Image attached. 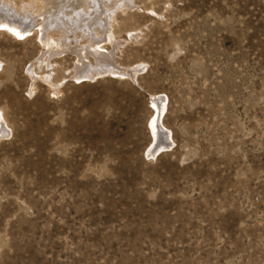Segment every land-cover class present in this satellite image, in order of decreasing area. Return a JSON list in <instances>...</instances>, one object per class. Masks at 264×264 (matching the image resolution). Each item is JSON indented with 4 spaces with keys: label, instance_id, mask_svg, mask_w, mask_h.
Returning <instances> with one entry per match:
<instances>
[{
    "label": "rangeland",
    "instance_id": "374dc122",
    "mask_svg": "<svg viewBox=\"0 0 264 264\" xmlns=\"http://www.w3.org/2000/svg\"><path fill=\"white\" fill-rule=\"evenodd\" d=\"M27 3L0 0L34 25L0 27V264H264V0L76 6L52 68ZM91 39L123 74L74 77Z\"/></svg>",
    "mask_w": 264,
    "mask_h": 264
},
{
    "label": "bare ground",
    "instance_id": "6f19581e",
    "mask_svg": "<svg viewBox=\"0 0 264 264\" xmlns=\"http://www.w3.org/2000/svg\"><path fill=\"white\" fill-rule=\"evenodd\" d=\"M65 1V2H64ZM114 1V0H112ZM39 2V5H36L37 3ZM91 2L95 5V6H98L97 9L94 10L95 11H99L100 13L102 12L101 9H100V6L101 4L98 2V0H30V3L28 4H23L20 8H18L16 11H17V14L18 16H25V18L28 20L30 14H34V8L37 7V14H41L42 15V21L39 22L38 20H35L36 22L38 21L37 25L40 27V30L39 31H42V34H41V42H42V45H44L46 47V49L48 48H51L50 50L47 51L48 54H42L39 58H38V65L39 66H43V64H45L44 66H48L50 63L51 65L53 64V62H50L49 59H51V56L54 54H56V51L54 50V48H57L60 50V46L64 43L63 42V39L62 37L61 38H54V37H50L46 34L47 30L49 28H52V25H53V21L54 19H56V21H59L58 25L59 27H66L64 31H66V29L68 30L69 28L67 27L68 25H72V24H69V18L68 16L70 17V15H72L71 13L75 12L74 9H76L80 6H82L83 8V11L84 12H87L89 10V8L91 6H89L91 4ZM102 2V5L105 6V3H104V0H101ZM124 2V1H123ZM128 2V1H127ZM8 1H6L5 3V7L8 5ZM11 3V1H10ZM116 3V2H115ZM12 6H13V3H11ZM112 4V3H111ZM113 5V4H112ZM111 5V6H112ZM128 5V4H126ZM108 6V5H107ZM105 6V7H107ZM110 6V7H111ZM10 7V6H9ZM14 7V6H13ZM75 7V8H74ZM92 8V7H91ZM8 9V8H7ZM11 9V8H9ZM94 9V8H92ZM8 11V10H7ZM67 11V12H66ZM82 11V10H81ZM93 11V10H92ZM5 12V11H4ZM49 12H52L53 14H49ZM7 13V15L5 16L4 13L1 11L0 12V27H4L6 28L7 30L15 33V35H24V33L26 34V32L28 31H31L32 30V26H34L30 21H33L34 22V19L33 20H28L30 23H22L21 22V18H17L16 16V12L14 11H11V12H5V14ZM77 13V12H76ZM75 13V14H76ZM80 13V12H79ZM8 14H10V17L8 16ZM74 14V15H75ZM53 15V16H52ZM108 15V14H107ZM35 16V15H34ZM73 16V15H72ZM91 16V15H90ZM109 16V15H108ZM31 17V16H30ZM33 17V16H32ZM31 17V18H32ZM36 17V16H35ZM41 17V16H40ZM92 17V16H91ZM24 18V19H25ZM54 18V19H53ZM72 18V17H71ZM107 18V17H106ZM26 19L24 22H26ZM73 19V18H72ZM75 20V19H74ZM80 20V19H79ZM103 20V19H102ZM45 21V22H44ZM106 21V20H105ZM55 22V21H54ZM70 22H74L73 20L70 21ZM94 22H97V21H94ZM56 23V22H55ZM104 23V21H103ZM95 24V23H93ZM101 24V23H100ZM57 24L55 26H58ZM96 25V24H95ZM106 25V24H105ZM90 26V25H89ZM54 27V26H53ZM58 27V28H59ZM72 27V26H71ZM57 28V27H56ZM37 29V28H36ZM63 29V28H62ZM33 30H34V27H33ZM57 31V30H56ZM61 31V30H60ZM32 32V31H31ZM49 32V31H48ZM30 33V32H29ZM41 33V32H40ZM49 34V33H48ZM60 34V32H59ZM61 35V34H60ZM25 36V35H24ZM40 36V35H39ZM59 37V36H58ZM92 40V39H91ZM63 46V45H62ZM64 47V46H63ZM62 47V48H63ZM61 48V49H62ZM74 49V48H73ZM76 50V49H75ZM74 50V52H75ZM51 51V52H50ZM57 53H59V51L57 50ZM91 54L94 56L95 59H100L103 61V63L99 64L97 61L96 63H98V66L97 64L93 67L89 66L88 63L89 62H86V59H87V56ZM76 67H75V74L74 77L76 79H79V78H93V77H96L95 75H98V74H101V73H104V72H107V73H118V74H123L122 71L118 70V69H115L116 67L114 65L115 68H112L109 69L108 65H110L108 63V59H109V56L108 55H105L104 53H102L98 47V43L97 41H91L90 44H88L87 46L79 49V50H76ZM104 61H107V63L104 64ZM43 62V64H42ZM42 64V65H40ZM93 64V62H92ZM49 65L51 68L52 66ZM97 66V67H96ZM38 67V66H37ZM36 67V68H37ZM44 68V67H43ZM34 69V68H33ZM32 69V70H33ZM114 69V70H113ZM32 70L30 69V74L32 75V77H36L37 75H33V72ZM36 70V69H35ZM43 70V69H42ZM41 70V71H42ZM53 69H51L52 71ZM118 70V71H117ZM135 70V69H134ZM138 70V69H137ZM136 70V71H137ZM50 71V72H51ZM54 71V70H53ZM110 71V72H108ZM131 71V70H130ZM55 72V71H54ZM52 72V73H54ZM134 72V71H133ZM125 73V72H124ZM134 74V73H133ZM52 74L50 73H47V71L40 77L41 78H44V80H47V82H49L48 84H52V86L54 87V83L52 81H50L49 79V76H51ZM132 75V74H131ZM39 77V76H38ZM37 77V78H38ZM39 77V78H40ZM43 80V79H42ZM52 80V79H51ZM55 89V88H54ZM162 106V105H161ZM161 106H158V113L159 111L162 110ZM158 119V117H157ZM152 127L154 129V132H155V135L157 136L159 134V129H158V123L156 121L153 122L152 124ZM162 134H164L163 137H166V134L162 132ZM163 145V144H162ZM158 147V145L155 146V149Z\"/></svg>",
    "mask_w": 264,
    "mask_h": 264
}]
</instances>
